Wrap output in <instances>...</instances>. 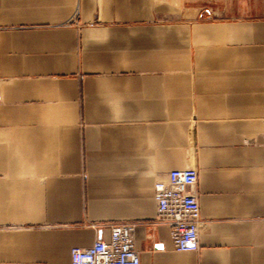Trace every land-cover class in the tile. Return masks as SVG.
<instances>
[{
  "label": "crops",
  "instance_id": "crops-1",
  "mask_svg": "<svg viewBox=\"0 0 264 264\" xmlns=\"http://www.w3.org/2000/svg\"><path fill=\"white\" fill-rule=\"evenodd\" d=\"M194 166L200 248L154 185ZM264 264V0H0V264Z\"/></svg>",
  "mask_w": 264,
  "mask_h": 264
},
{
  "label": "built area",
  "instance_id": "built-area-1",
  "mask_svg": "<svg viewBox=\"0 0 264 264\" xmlns=\"http://www.w3.org/2000/svg\"><path fill=\"white\" fill-rule=\"evenodd\" d=\"M199 171L194 166L174 169L166 179L157 180L154 196L156 219L171 228L174 247L178 251L200 248L199 228L202 221L197 183ZM135 224L122 221L110 225V236L97 239L88 247L71 249L72 264H140L135 244Z\"/></svg>",
  "mask_w": 264,
  "mask_h": 264
}]
</instances>
